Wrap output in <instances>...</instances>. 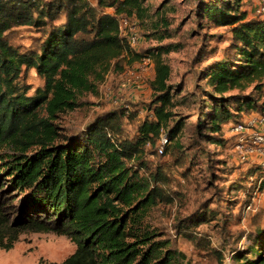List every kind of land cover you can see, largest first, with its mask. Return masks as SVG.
I'll list each match as a JSON object with an SVG mask.
<instances>
[{"label":"trees","instance_id":"trees-1","mask_svg":"<svg viewBox=\"0 0 264 264\" xmlns=\"http://www.w3.org/2000/svg\"><path fill=\"white\" fill-rule=\"evenodd\" d=\"M239 2L194 0L193 5L202 18L229 26L236 48L235 63L220 60L206 70L210 91L203 94L207 100L197 98L206 107L194 133L207 130L203 135L211 143H224L226 122L264 112L258 85L264 78V16L247 17ZM105 7L114 13L102 12ZM146 14L144 0H0V248H11L23 232L52 231L75 245L55 264H187L145 221L154 206L171 199L163 166L149 169L144 146L154 144L163 130L180 149L176 137L184 126L174 109L178 89L168 81L170 67L161 56L171 47L135 51L120 34L121 18L141 22ZM60 15L63 20L55 23ZM43 18L48 26L33 46L20 50L8 40L12 27ZM125 56L154 61L136 136H121L125 109L97 115L75 133H61L58 114L74 110L78 98L95 90ZM27 68L43 80L33 94L20 81ZM251 84L254 92L245 91ZM251 241L234 253V264H264V224Z\"/></svg>","mask_w":264,"mask_h":264},{"label":"rangeland","instance_id":"rangeland-1","mask_svg":"<svg viewBox=\"0 0 264 264\" xmlns=\"http://www.w3.org/2000/svg\"><path fill=\"white\" fill-rule=\"evenodd\" d=\"M45 1L54 0H40V3ZM259 3L260 0H240L239 9L247 17L264 16L256 11ZM144 4L147 14L143 21L136 17L119 21L120 34L135 51L159 45L171 47L162 51L161 56L170 67L168 81L178 89L174 109L180 112L184 124L176 137L180 149L168 140L159 151L163 130L154 144L148 142L144 146L143 157L149 169L163 166L167 175L165 189L171 199L154 206L145 221L155 228L159 237L169 240L171 248L183 254L187 264H234V253L246 249L255 229L264 224V166L247 170L253 164L252 155L242 159L236 152L238 135L233 130V121L223 125V144L209 142L203 135L207 130L201 135L194 133L196 118L206 107L197 98L207 100L203 94L210 91L206 70L220 60L236 62L229 26L202 18L193 6L194 0H144ZM114 11L102 8V12L113 14ZM62 20L60 15L55 23ZM154 23L158 26L154 27ZM47 26L46 18L39 19L33 25L12 27L7 37L24 50L43 37ZM153 76L152 57L150 62L143 63L125 56L119 68L111 67L104 74L95 90L78 98L79 105L74 110L58 114L55 123L59 131L75 133L97 115L125 109L121 136L135 137L146 113L145 105L151 93L149 81ZM20 81L27 85L28 94L43 84L34 68L24 69ZM253 85L245 91L254 92ZM258 85L260 100H264V78ZM240 120L246 123L243 117ZM16 197L14 194L13 199ZM74 248L65 235L27 231L19 235L11 248H0V264H55Z\"/></svg>","mask_w":264,"mask_h":264},{"label":"built area","instance_id":"built-area-1","mask_svg":"<svg viewBox=\"0 0 264 264\" xmlns=\"http://www.w3.org/2000/svg\"><path fill=\"white\" fill-rule=\"evenodd\" d=\"M112 8V7H105ZM113 9V8H112ZM114 10V9H113ZM258 13H264V0H260V3L256 9ZM120 21L126 22L125 18H121ZM132 42L135 41V35L131 37ZM150 56H143L139 60L150 62ZM233 130L237 133L238 138L235 144L236 152L242 159L247 158L249 155L260 154L264 156V131L254 129L247 123H235ZM168 141L165 134L161 135V143L159 151L162 150V146ZM262 195L264 196V187L262 189Z\"/></svg>","mask_w":264,"mask_h":264},{"label":"crops","instance_id":"crops-1","mask_svg":"<svg viewBox=\"0 0 264 264\" xmlns=\"http://www.w3.org/2000/svg\"><path fill=\"white\" fill-rule=\"evenodd\" d=\"M245 122L251 125L252 128L264 131V112L251 111L243 116ZM253 163L262 164L264 166V156L255 154L251 156Z\"/></svg>","mask_w":264,"mask_h":264}]
</instances>
